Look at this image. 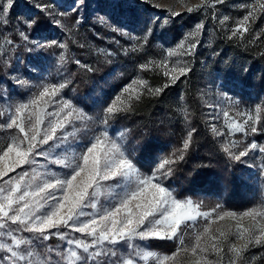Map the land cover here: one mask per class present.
<instances>
[{
	"label": "snow or ice",
	"instance_id": "obj_1",
	"mask_svg": "<svg viewBox=\"0 0 264 264\" xmlns=\"http://www.w3.org/2000/svg\"><path fill=\"white\" fill-rule=\"evenodd\" d=\"M215 2L223 3L224 0ZM13 6L14 0H0V29L7 34L5 38L13 52L19 46L16 42L18 39L29 53H37L32 57L35 63L31 70L41 71L40 58L43 53L53 47L67 49V45L55 39L38 38L35 35L41 23L38 17L17 18L15 23H12L9 13ZM36 7L50 19L51 24L64 29L63 17L70 13L76 15V25L83 22L81 10L87 7V3L86 0H73L72 7L65 12L58 11L55 5L49 3H40ZM194 10L198 9L188 8L189 12ZM172 15L178 16L180 13L174 12ZM248 18L245 16L244 20L247 21ZM227 19L225 16L221 23ZM101 20L107 22L104 17H101ZM167 22L165 19L164 23ZM202 27V24L196 25L197 29ZM113 31L127 36L130 40L141 39L118 27L113 26ZM152 32L153 28L148 27L146 22L143 43H134L130 49H124V54L127 55L129 51L141 52L149 42ZM235 34L234 31L233 35ZM197 46L192 44L187 54L192 55ZM65 61L66 56L62 52L59 55V63L63 64ZM17 62H20L18 58ZM75 63L87 71H94L79 60ZM0 64L10 66L11 59L6 56ZM139 67L146 68L147 64H141ZM15 71L13 69L12 73H9L14 76V83L22 87L42 88L38 93L41 98L56 96L72 83L65 77L63 82L58 84L29 85L26 79L15 76ZM190 71L187 66L179 68L180 76H186ZM171 79L175 82L179 76H173ZM116 99L119 100L120 97L117 96ZM61 100L63 108L60 112L48 113L50 119L46 124L38 119L37 124L42 127H36L32 125L30 118H24L27 103L12 105L10 94H0V103H9L10 111V115L0 122V129L10 134V139L0 144V236L11 237L10 244L0 243V251L3 253L0 254V264H30L29 258L33 253L21 250V243L31 244L33 240L43 242L53 237L65 241L67 246L75 245L77 249L82 250L80 256H77L76 251H71V257L76 258L79 264H136L135 256L139 255L141 250L137 241L145 242V246L152 240L179 241L177 251L170 255L161 256L152 251L144 253V259L154 257L156 264H169L184 247L182 225L194 222L197 216L209 215L196 212L198 205H195L191 198H178L173 190L164 185L163 181L173 172L170 166L165 168V164L171 165L177 160H166L150 175H145L137 163L135 148L125 141V133L111 135L108 127L119 111L127 109H117L109 103L99 114L92 116L77 104L64 100L63 96ZM64 109L68 111L66 117L61 119ZM228 115L227 111L223 112L224 117L227 118ZM69 117L72 118L67 120L69 125L79 121L83 129V139L78 143L69 142V137H75V131L66 130L64 120ZM249 120H246L244 125L237 126L234 131L245 134L264 132V128H258L256 123L249 124ZM211 127L216 135H223L217 131L214 124ZM13 129L16 131H11ZM195 132L196 129L192 128L187 133L178 160L184 159L183 153L189 149ZM234 147H239V144L233 142L231 147L224 145L222 150L230 159L236 161H242V158L248 157L251 152L264 154V146L255 140L245 143L243 149L238 152L232 150ZM38 158L45 161L39 165L43 169L42 172L36 170ZM54 167L60 171L54 170ZM259 167L260 179L264 180V164ZM17 169L20 171L16 172ZM10 173L16 175L10 176ZM235 215L225 211L220 218ZM243 215L254 217V212L248 211ZM12 225L16 227L12 228ZM62 229L80 233L81 237L70 236L68 231ZM16 232H28L33 235L21 241L15 235ZM237 238L243 239L245 243L239 248L233 246L231 251L234 256L230 264L241 261L249 245L264 246V227L238 230ZM118 246L126 247L127 254H119ZM215 250L223 251L222 248ZM192 251L195 253L197 249L194 247ZM56 254L63 256L60 251Z\"/></svg>",
	"mask_w": 264,
	"mask_h": 264
},
{
	"label": "rangeland",
	"instance_id": "obj_2",
	"mask_svg": "<svg viewBox=\"0 0 264 264\" xmlns=\"http://www.w3.org/2000/svg\"><path fill=\"white\" fill-rule=\"evenodd\" d=\"M40 3L53 4L58 11L65 12L69 11L72 7L73 0H14V6L10 10L9 19L12 23H15L17 18L31 16L37 10L40 11L36 7ZM86 3L87 7L81 10V15L84 17L81 24L76 25V15L70 13L63 17L64 29L57 28L54 24H51L48 17H46V23L43 25V28L37 29L35 35L38 38L55 39L67 45V49L53 47L46 50L43 53V57L40 58L41 71L34 72L31 70L35 63L32 57L37 55V53H29L20 44L18 39L16 42L19 46L13 52L5 38L7 34L4 33L3 29H0V33H3L0 35V61H3L6 56L11 59V65L3 67L7 76L14 80V76L9 73H12V70L15 69L14 75L26 79L29 85L58 84L63 82L64 78L67 77L65 71H68L67 69L69 67L75 68L73 62L75 63L76 60H79L81 64L87 66L92 64V60H95L91 67L92 69H95L97 61H100L102 62L100 71H107V74L110 73L112 76L118 74V71H129L131 73L130 78L126 82L119 83V76L117 75L115 77L116 80H113L115 83L105 84L103 86L104 89L111 90L113 85H119L118 90H115L112 96L107 97L106 106L111 103L117 109L125 108L141 91L157 90L154 86H148L146 84V81L141 77L140 71L146 69L150 73H159L172 81L171 78L173 76H180V67H196V53L204 51V48H209V43L214 37V31L208 22L206 24L196 22L191 28L184 29L179 33L171 32L165 28V25L171 19H177L184 14L191 13L188 11V8L198 9L192 12L201 11L204 18L210 17L211 21L218 28H221V31L226 36L237 37L242 42L253 43L255 46L264 50V0H224L223 3H216L215 0H86ZM174 12L180 13V15L173 16L172 13ZM225 16L228 19L221 23ZM245 16L249 17L247 21L244 20ZM101 17H104V20L107 22L102 21ZM165 19L168 21L166 24L164 23ZM146 22L148 27L153 28V35L151 34L149 42L144 45L141 52L129 51L125 55L124 49H130L134 43L136 45L143 43L142 37ZM198 24H202L203 27L197 29L196 25ZM113 26L126 30L129 34L141 37V39L130 40L127 36L113 31ZM245 28L247 31H244ZM234 31L236 33L235 35H233ZM192 44H197L198 46L193 50L192 55H188L187 53ZM62 52L66 56V61L60 64L59 55ZM108 53H113V55H108ZM169 53H172V55H169ZM17 58L20 61L19 63L17 62ZM145 63L147 67L141 69L139 66ZM199 63L196 69V71H199L197 99L200 103V110H202L204 126L211 131L219 147L221 149L224 145L231 147L232 143L235 142L239 144V147H234L232 150L238 152L243 149L245 143H251L253 140L264 146V132L245 134L234 131L237 126L244 125L245 121L249 120V117H251L249 124L256 123L258 128H264V100L255 103L243 98L241 94L238 95L232 92L229 84H224L216 80V77H214L216 74L204 68V59L201 60L200 58ZM76 67L82 69L77 64ZM240 85L244 88L243 84ZM24 88L27 90V98L25 101L18 102L28 104L24 118H30L32 125L36 127H42L37 124L38 119L44 121L46 124L50 119L48 113L60 112L63 108L61 96H63L64 100L71 101L65 96L63 91L56 96H45L41 98L38 93L43 90L42 88ZM126 88L127 91H125ZM117 96L120 97L119 100L116 99ZM103 97L104 95L97 94L98 99ZM33 101L35 102L33 103ZM77 106L83 109L81 106ZM179 106V104H174V110L176 111V117L179 120H183L184 125L179 128L177 138H175V142L173 143L174 145L172 144L171 146L170 143L165 144L168 153L153 162V170L150 172L141 170L145 175H150L161 164H164L166 160L176 159L183 150V142L192 127L188 125L189 117ZM3 109L6 110L7 116L10 115L9 103H3ZM67 111L68 109H64L61 113V119L66 117ZM83 111L92 116L97 115L95 112L90 114L88 111ZM224 111L229 113L227 118L223 116ZM241 113H245V115H241ZM258 118L259 122H257ZM70 119L72 118L69 117L64 122L68 132L75 131V137H69V142L73 143L72 138H77L78 136L83 137V129L79 121H76L74 125H69L67 120ZM213 124L217 131L223 135H216L212 131L211 125ZM76 129H80V131H76ZM3 131L5 132L3 133L4 137L10 139L9 132L6 130ZM262 155L264 154L256 151L251 152L248 157H245L249 162V167L252 169L253 174H257L260 170L259 166L264 164ZM44 163V159L38 158L36 169L38 172L43 171L39 165ZM169 166L165 164V168ZM54 170L60 171V169L55 167ZM19 171L20 169L16 170V172ZM9 175L14 176L16 173ZM256 179L257 177L254 178V180ZM163 183L168 187L165 180ZM177 197L181 199L191 198L194 204L198 205L196 212L208 213L209 215L207 217L202 215L197 216L195 221L201 219L197 223L194 221L182 225L181 232L184 247L181 248L169 264H230V260L234 256V253L231 251L233 246L239 248L245 243L243 239L237 238L238 230L243 231L244 229L264 227V215H261V213H264V205L262 207L254 206L249 209L235 211L220 206L218 202L212 203V201H207L204 199L205 197H193L191 195ZM101 199H103V196ZM204 205H207V208H203ZM89 211L91 210L89 209ZM225 211L233 212L236 215L233 217L224 216L221 219L220 216ZM248 211H253L255 218L253 216L243 215V213ZM193 223L195 224L193 225ZM62 231H68L70 236L76 238L81 237L80 233H73L70 229H62ZM23 234L28 235L29 233L24 232ZM15 235L21 241L28 239L26 237L27 235L22 236L19 232ZM57 241L63 242L58 237ZM157 241L159 245L176 243L171 253L176 252L179 246V241ZM0 243L10 244L11 237L0 236ZM137 243L140 244L141 250L139 255L135 256L136 264H156L154 257L144 259V253L150 251L148 248H150L149 245H152L151 241L147 242V246H145V242L137 241ZM194 247L197 249L195 253L192 251ZM20 248L21 250L31 251L33 253L32 257L29 258L30 264H46V262H50V264H57V262L59 264H79L76 258L71 257V251H76L77 256L82 254V250L77 249L75 245L67 246L65 241L63 244L65 256L64 258L58 259H52L46 253H38L33 248V242L31 244L21 243ZM216 248H222L223 251L217 252L215 250ZM127 251V248L124 250V246H118L119 254H127ZM155 253L161 256L171 254L163 252ZM0 254H3L2 251H0Z\"/></svg>",
	"mask_w": 264,
	"mask_h": 264
},
{
	"label": "trees",
	"instance_id": "obj_3",
	"mask_svg": "<svg viewBox=\"0 0 264 264\" xmlns=\"http://www.w3.org/2000/svg\"><path fill=\"white\" fill-rule=\"evenodd\" d=\"M31 16L41 19L38 29H42L46 23V16L38 10ZM196 22L204 24L208 22L214 31L209 48L196 53L197 66L190 68L191 71L186 76H179L175 82L159 73H150L146 69L140 71L146 84L154 86L157 90L141 91L138 98L132 99L125 107L127 110L119 111L116 118L109 122L110 133L112 135L118 132L126 133L125 141L130 147L135 148L136 160L141 170L150 172L153 170V162L168 153L165 144L170 143L172 146L179 128L184 125L183 120L176 117L174 110V104H179V108H182L189 117L188 125L195 128L196 132L193 134L189 149L184 152V159L176 158L174 160L177 162L170 165L173 172L165 179L166 185L177 196L205 197L207 201L218 202L226 209L240 211L254 206L262 207L264 205V180L260 179V170L257 174H253L245 158H242V161L230 159L219 147L211 131L204 126L202 110H200V103L197 99L199 71L196 69L200 64V58L204 59V68L215 73L216 80L229 84L232 92L257 103L264 100V50L253 43L242 42L237 37L226 36L221 28L211 21L210 17L204 18L201 11L171 19L165 28L179 33L191 28ZM94 61L92 60L89 67H92ZM73 66L75 68L69 67L68 71H65L72 83L62 91L74 104L81 106L90 114L101 112L106 106L107 97L112 96L113 92L119 88L116 84L111 87V90L104 89L105 84L115 83L113 80H116L117 75L119 83L126 82L131 76L129 71H118V74L113 76L110 73L107 74V71H100L102 67L100 61H97L94 71H87L84 67L78 69L74 62ZM3 67L4 65L0 64V94L5 92L10 94L12 105L18 104V101H25L27 90L15 84L14 80L7 76ZM240 84H243L244 88ZM99 93L104 97L98 99L97 94ZM6 118V110L3 109V103H0V122ZM2 130L0 129V144L8 140V137H4L5 132ZM82 139L83 137L78 136L72 138V142L78 143ZM255 177H257L256 180H254ZM203 208H207V205ZM11 227L15 228L16 225ZM19 233L22 236L27 235L23 234L24 232ZM32 235L29 233L26 237L29 239ZM32 242L33 248L38 253H46L52 259L65 256L64 241L58 242L57 237L48 241L33 240ZM151 244L150 248L147 247L150 251L163 253H171L176 246V243L159 245L157 240L151 241ZM57 251L63 253V256H58ZM238 264H264V246L249 245L248 250L243 254V259Z\"/></svg>",
	"mask_w": 264,
	"mask_h": 264
}]
</instances>
